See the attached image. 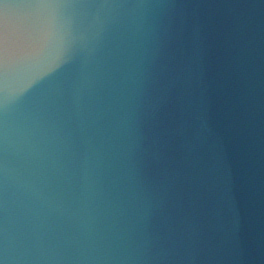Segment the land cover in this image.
Returning <instances> with one entry per match:
<instances>
[{"label":"water","instance_id":"95a60500","mask_svg":"<svg viewBox=\"0 0 264 264\" xmlns=\"http://www.w3.org/2000/svg\"><path fill=\"white\" fill-rule=\"evenodd\" d=\"M0 264H264V0H0Z\"/></svg>","mask_w":264,"mask_h":264}]
</instances>
